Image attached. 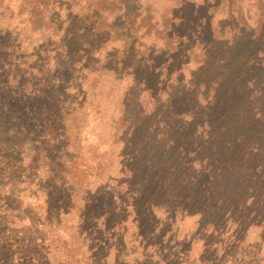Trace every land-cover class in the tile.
<instances>
[{
	"label": "rangeland",
	"instance_id": "374dc122",
	"mask_svg": "<svg viewBox=\"0 0 264 264\" xmlns=\"http://www.w3.org/2000/svg\"><path fill=\"white\" fill-rule=\"evenodd\" d=\"M261 221L264 0H0V264H245Z\"/></svg>",
	"mask_w": 264,
	"mask_h": 264
},
{
	"label": "crops",
	"instance_id": "0c3cea01",
	"mask_svg": "<svg viewBox=\"0 0 264 264\" xmlns=\"http://www.w3.org/2000/svg\"><path fill=\"white\" fill-rule=\"evenodd\" d=\"M255 230L261 231V233L259 234L258 238L253 239L252 237ZM207 232L216 233V229ZM223 233H224L223 230H220L218 232L219 236H222ZM231 235H232L231 233H228V234H224L223 237L226 239L228 238L229 240ZM246 235L249 239L251 238V240H248V242L246 243V248H247L246 250L248 251L249 256L248 257L246 256L245 261L241 259L240 260L241 263L245 262V264H264V221L253 223L252 225L248 223L246 228ZM186 236H189V234L187 233ZM211 247L213 248L216 247V244L214 243L213 245H211Z\"/></svg>",
	"mask_w": 264,
	"mask_h": 264
},
{
	"label": "trees",
	"instance_id": "16d2710c",
	"mask_svg": "<svg viewBox=\"0 0 264 264\" xmlns=\"http://www.w3.org/2000/svg\"><path fill=\"white\" fill-rule=\"evenodd\" d=\"M5 249H8V245H7V244H3L2 246H0V251H2L3 254H6V253H4V250H5ZM6 251H7V250H6ZM21 251H23V253L26 254V261H27V262H30L31 259H29V256H27L28 253H26V252H27V249L24 247L23 250H21Z\"/></svg>",
	"mask_w": 264,
	"mask_h": 264
}]
</instances>
